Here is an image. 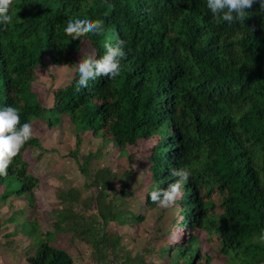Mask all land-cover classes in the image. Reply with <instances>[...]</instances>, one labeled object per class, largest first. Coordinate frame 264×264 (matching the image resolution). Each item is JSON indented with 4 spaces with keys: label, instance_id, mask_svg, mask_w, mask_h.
Returning a JSON list of instances; mask_svg holds the SVG:
<instances>
[{
    "label": "trees",
    "instance_id": "16d2710c",
    "mask_svg": "<svg viewBox=\"0 0 264 264\" xmlns=\"http://www.w3.org/2000/svg\"><path fill=\"white\" fill-rule=\"evenodd\" d=\"M246 11L243 23L229 25L213 22L207 0H13L12 23L0 25V107L18 108L21 124L41 120L53 127L56 118L78 135L110 141L125 175L136 176L150 165L143 196L147 210L158 207L149 196L152 188L175 182L171 169L190 168L181 197L157 217L158 223L172 218L166 238L181 230L180 240L157 250L167 264H212L215 258L264 264L259 240L264 230V12L258 2ZM77 16L102 20L104 35L67 36L66 22ZM121 40L125 57L115 80L101 76L77 88L75 70L68 84L54 90L51 106L38 97L32 84L37 71L47 67L46 59L58 67L77 64L82 43L100 58L106 52L103 42L115 47ZM143 141L154 144L140 161L135 154ZM34 148L42 146L33 135L8 175L0 177V202L29 195L33 205L40 179L26 154ZM117 177L109 169L94 175L96 219L84 230L78 216L71 220L73 194L57 195L62 209L55 211L52 231H44L37 217L29 219L35 249L26 264H77L69 250L56 245L58 233L70 228L94 248L99 264L106 263L109 250L119 259L122 237L105 229L127 220L138 225L145 216L131 210L125 220L114 199L106 203L113 193L133 196L134 191L112 186ZM128 256L127 264L134 260ZM138 261L144 263L142 257Z\"/></svg>",
    "mask_w": 264,
    "mask_h": 264
},
{
    "label": "rangeland",
    "instance_id": "374dc122",
    "mask_svg": "<svg viewBox=\"0 0 264 264\" xmlns=\"http://www.w3.org/2000/svg\"><path fill=\"white\" fill-rule=\"evenodd\" d=\"M92 52L90 45L84 42L76 54V58L79 61L82 55L87 56ZM46 63L47 67L37 71L32 87L38 97L51 106L54 90L70 82L75 71L73 68L75 64L58 67L50 59H46ZM46 117L48 119L50 113H47ZM54 122L55 124L51 127L41 120H35V124L32 126L33 135L38 137L42 146V149H30L26 154L30 170L40 179V187L34 191L33 205L30 203L29 195L21 198L12 196L5 201L1 199L0 264H26L27 257L35 249L33 248V239L28 235L34 225H31L28 220L37 217L38 224L44 231H52L55 211L62 209V203L57 197L60 192L65 195L73 194L71 203L72 210L76 215H70L72 216L71 220L78 216L77 221L81 223L79 230H84L83 225L89 226L96 219L93 214L96 211L95 197L99 192V188L92 186L90 182L93 181L94 175L102 169H109L118 175L119 180L115 179L112 185L116 190L125 187L127 193L134 191L133 196H121L119 193H113L106 203H111L114 199L113 205L118 206L117 209H114L121 212L125 220L128 219L131 210L145 216V220L138 225L127 220L122 225L111 223L105 229L113 235L118 233L122 240L118 250L120 258L115 259L109 250L106 263L103 264H127L128 255L134 259L128 262L129 264H139L140 257L144 260L143 264H167L164 261V255L157 250L166 243L180 240L181 230L175 228L172 234L166 238L163 232L166 227L171 225L172 218L167 216L162 223H158L157 217L161 208L147 210L143 207V196L147 192L145 185L148 182L147 172L150 165L144 164L136 176L125 175L124 166L119 163L118 152L112 142L102 141L100 137L95 138L88 133L78 135L72 125L57 122L56 118H54ZM153 144L152 141L141 142L135 159L143 161L148 157V151ZM81 169L85 172H82ZM141 172H143L142 175H140ZM72 188L75 194L71 192ZM3 189L4 187L0 186V196ZM78 211L83 214L80 216L79 213H76ZM12 217L16 218L10 221ZM71 220L67 223L70 226ZM75 232L77 230L70 228L68 232L58 233L60 236L56 245L69 250L77 264H99L96 261L99 256L94 248L75 238ZM78 235H80V231H78ZM201 237L204 238V234H201ZM205 241L206 239H203L201 242ZM212 264H225V260L215 258Z\"/></svg>",
    "mask_w": 264,
    "mask_h": 264
},
{
    "label": "clouds",
    "instance_id": "9594fccd",
    "mask_svg": "<svg viewBox=\"0 0 264 264\" xmlns=\"http://www.w3.org/2000/svg\"><path fill=\"white\" fill-rule=\"evenodd\" d=\"M257 2L261 11L264 12V0H207V8L212 14L213 22L223 20L231 25L235 21L243 23L249 15L246 10L252 8L253 4ZM12 4L13 0H0V25L12 23L13 16L9 14ZM251 30L253 31V29ZM64 32L74 40L87 34L103 36L104 22L88 17H69ZM124 43L121 40L118 46L114 47L109 42H103L106 52L100 58H97L95 54L82 55L79 62L73 66L79 75L77 88L87 87L89 80L101 76L115 80L121 73V59L125 57ZM32 136V124L30 122L21 124L18 108L14 106L0 107V177L8 175L10 165L20 155L24 145L32 139ZM142 174L143 172L140 175ZM191 175L192 172L187 166L171 169V177L175 178V182L169 183L167 188L155 185L149 193L151 202L160 208L174 205L182 195V186L189 181ZM259 240L264 243V230L261 231Z\"/></svg>",
    "mask_w": 264,
    "mask_h": 264
},
{
    "label": "bare ground",
    "instance_id": "6f19581e",
    "mask_svg": "<svg viewBox=\"0 0 264 264\" xmlns=\"http://www.w3.org/2000/svg\"><path fill=\"white\" fill-rule=\"evenodd\" d=\"M254 80H255V79H254ZM248 83H249V82H248ZM30 197H31V196H30ZM30 197H29V198H30ZM28 202H29V201H28ZM29 204H30V203H29Z\"/></svg>",
    "mask_w": 264,
    "mask_h": 264
}]
</instances>
